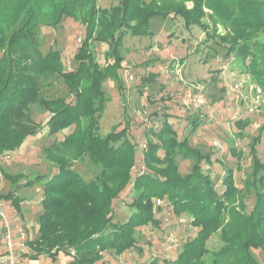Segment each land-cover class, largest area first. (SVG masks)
<instances>
[{
	"label": "trees",
	"instance_id": "trees-1",
	"mask_svg": "<svg viewBox=\"0 0 264 264\" xmlns=\"http://www.w3.org/2000/svg\"><path fill=\"white\" fill-rule=\"evenodd\" d=\"M187 2L193 3L191 9ZM205 10L210 13L206 15ZM168 17H179L186 29L198 27L206 40L226 45L227 54L241 59L264 94V42L257 40L264 34V0H120L109 8H100L97 0H0V158L45 128L49 137L71 130L43 150L56 172L41 185L37 236L27 240L29 254L23 257L54 259L60 252L70 255L73 250L69 264H100L103 253L120 256L139 246L138 230L161 226L155 214L161 207L156 204L159 200L175 216L187 214L196 229L168 264H260L251 251L264 252V163L256 151L263 127L250 142L252 170L244 188H237L234 171L228 169L221 193L210 173L203 171L204 162L211 165V154L192 146L187 137L179 139L168 121L170 114L158 130H149L155 140L147 138L142 151L144 170L133 180L135 149L126 131L99 133L107 102L103 83L107 77L118 81L124 38L151 35V21ZM67 18L85 27L73 58L76 68L70 71H64L59 51L41 52L38 38L40 27L54 29ZM219 25L225 33L218 32ZM92 42L108 45L111 62L105 66L96 62ZM51 77L61 79L71 102L42 96V82ZM35 105L49 114L44 125L30 117ZM246 122L237 119L234 124ZM198 124L199 118L193 116L192 129ZM84 157L99 169L89 181L70 168L72 161ZM177 157L191 162L186 173L180 172ZM2 175L13 189L0 193V201H9L19 213L23 200L15 191L44 180L41 176L24 179L20 172ZM130 184L135 193L130 203L133 212L125 222H115V201ZM251 191L255 201L251 211L244 213L243 196ZM218 231L222 245L207 263L206 242Z\"/></svg>",
	"mask_w": 264,
	"mask_h": 264
},
{
	"label": "rangeland",
	"instance_id": "rangeland-1",
	"mask_svg": "<svg viewBox=\"0 0 264 264\" xmlns=\"http://www.w3.org/2000/svg\"><path fill=\"white\" fill-rule=\"evenodd\" d=\"M119 1L97 0V5L100 8H109L117 5ZM184 4L188 9L193 6L192 2ZM209 13L210 11L205 10L206 15ZM203 20H206V16ZM149 30L152 34L148 36L127 35L124 38L121 49L123 62L118 71V81L107 77L103 83L107 102L99 120V133L105 135L113 131H126L128 141L135 149V163L131 171L133 180L140 174V167L143 165V145L146 144L147 138L155 140L152 132L158 130L165 115L170 114L168 121L177 130L179 139L187 137L192 146L198 145L203 153L211 154V165L208 166L204 162L202 167L204 172H209L212 176L217 192L221 193L224 188L221 180L228 169L234 171L237 188L243 189L244 181L250 178L252 170L250 142L258 135L261 127L263 129L256 151L264 163L262 89L246 71L241 59L235 54H227L226 45L219 46L214 39L206 40V35L198 27L186 29L179 17L155 18L151 21ZM218 32L223 34L226 30L219 25ZM84 34L85 27L68 18L54 29L40 27L38 38L41 52L45 54L49 49L59 51L64 71L75 70L76 63L73 58L78 53ZM257 40L264 42V34L260 33ZM90 46L100 66L111 62L107 55L108 45L92 42ZM199 91L205 97L204 106L191 108L183 104L188 92L193 94ZM231 92L236 94L237 99ZM41 94L48 99L64 97L68 102L72 101L64 83L56 77L43 80ZM193 116L199 118V124L195 129L191 126ZM30 117L34 122L44 125L49 114L35 105L30 108ZM237 119H247L248 123L238 126L234 124ZM70 131L66 129L49 137L45 128L35 137H28L18 150L0 158L2 194L13 189V186L4 179L3 172L8 174L20 172L25 176L24 179L44 177V180L32 187L21 186L15 191V195L18 194L22 200L24 199L21 196L29 195L35 203L29 209L31 231H36L37 219L41 213V185L45 178L56 172L53 162L45 159L43 150L53 141L62 140ZM216 144H219L220 148ZM159 155L162 156V152H159ZM176 160L181 173H186L190 169L191 162L180 157ZM70 168L86 181L93 179L99 171L87 157L72 161ZM24 179L21 182H24ZM134 197L135 193L130 184L115 201V222L117 220L125 222L128 219L133 212L130 203ZM243 201L244 213H249L255 201L254 193L252 191L244 193ZM3 202L12 206L9 201ZM160 206V210L155 212L161 220L159 228L148 226L138 230L137 248H131L120 256L114 255L113 251L103 253L100 264H168L167 261L174 259L185 240L195 235L196 229L191 227L187 214L178 217L172 213L168 205ZM8 208H4V218L11 229L18 230L21 228L22 220L17 219L18 215ZM14 218L16 223L13 222ZM25 220L27 221V218ZM221 245L218 231L206 242L207 263L212 260L211 253L218 250ZM251 252L260 264H264V252L261 250ZM23 254L15 257V261L18 262L19 259L21 262ZM26 254H29V251ZM29 259L31 260L26 257L23 264H30ZM71 261L72 256L63 252L54 259L46 256L36 257V264H69Z\"/></svg>",
	"mask_w": 264,
	"mask_h": 264
},
{
	"label": "built area",
	"instance_id": "built-area-1",
	"mask_svg": "<svg viewBox=\"0 0 264 264\" xmlns=\"http://www.w3.org/2000/svg\"><path fill=\"white\" fill-rule=\"evenodd\" d=\"M237 87V86H235ZM230 90V89H229ZM228 90V92H230ZM201 91V90H200ZM197 92V93H190L188 92L186 94V101H183L184 105H187L188 107L191 108H199L201 106H204L206 104V100L205 97L203 95L202 92ZM258 91H260L258 89ZM233 97L236 98V94L231 92ZM238 97V96H237ZM237 99V98H236ZM239 99V98H238ZM145 145H143L144 148ZM217 147L220 148L219 144H216ZM7 156V155H6ZM141 171L144 170V166L142 165L141 167ZM38 191V190H37ZM157 205H161V201L157 200L156 201ZM0 216L3 217V213L0 212ZM2 241H3V247L5 248V262L7 264H19L17 261H15V257H17V253H16V245L18 247L17 252H24L27 249V236L26 233L22 230L19 231H13L9 225L7 224V222H5L4 224V228L2 231V235H1ZM70 255L74 256V251L70 250Z\"/></svg>",
	"mask_w": 264,
	"mask_h": 264
},
{
	"label": "crops",
	"instance_id": "crops-1",
	"mask_svg": "<svg viewBox=\"0 0 264 264\" xmlns=\"http://www.w3.org/2000/svg\"><path fill=\"white\" fill-rule=\"evenodd\" d=\"M12 154V153H11ZM5 159V158H4ZM37 190V189H36ZM20 193V192H19ZM36 193H37V191H36ZM27 194V193H26ZM18 195V194H17ZM21 197H23V201L19 204V206H18V208H19V210H20V213L13 207V206H9L8 205V203H6V202H3V201H0V212H2L3 213V217L2 216H0V264H7L4 260H5V248L3 247V241H2V238H1V235H2V231H3V228H4V224H5V222H7L6 221V219L4 218V208L5 207H9L8 209H10V211H12L13 210V212L16 214V215H18V217L19 218H17V219H21L22 220V223H21V228H19L18 230H16V229H12L13 231H19V230H22V231H24L25 233H26V236H27V240H32V239H34L36 236H37V228H36V231H31V225H30V219H28V218H30V215H31V212H30V207L33 205V203H34V201H33V199L28 195H23V196H21ZM35 204V203H34ZM12 212V213H13ZM27 218V221L25 220ZM13 222L14 223H16L17 221H16V218H14L13 219ZM7 224H8V222H7ZM9 225V224H8ZM10 227V226H9ZM33 235V236H32ZM17 249H18V247H17V245H16V255H17V257H20L21 256V254H23V253H25L26 254V252L28 251V247H27V249H26V251H24V252H17ZM23 258V259H22ZM25 258L26 257H21V262H20V260L19 259H17L18 260V262L20 263V264H23V261L25 260ZM29 262H30V264H36L37 262H36V258L35 259H29Z\"/></svg>",
	"mask_w": 264,
	"mask_h": 264
}]
</instances>
